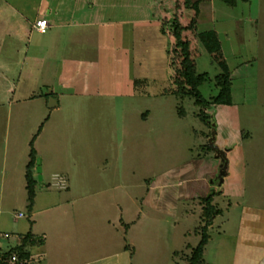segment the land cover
<instances>
[{
	"label": "crops",
	"instance_id": "obj_1",
	"mask_svg": "<svg viewBox=\"0 0 264 264\" xmlns=\"http://www.w3.org/2000/svg\"><path fill=\"white\" fill-rule=\"evenodd\" d=\"M143 1L140 4L139 0H71L66 11L60 9L62 4L59 2L54 9L59 8L60 11L58 9L52 18L49 6L38 4L33 17L27 18L11 3L0 0V15H15L13 18L10 15L7 22L9 31L0 30V106L16 108L14 114L8 111L7 120L10 117L18 121L26 119L32 125L29 132L16 130L12 140L7 129L4 133L0 130V199L3 190L5 193L7 188L9 191L16 189V181H6L3 168L8 162L17 161L20 164L25 151L29 148L30 152L31 142L35 163L38 158L44 171L50 166L44 152L39 151L38 144L42 140L47 148L45 126L51 114L60 109L64 97H70L77 104L87 99L111 104L116 98L123 103L131 98L113 95L112 82L106 78L104 80L103 73L112 72L108 63L113 53L122 52L129 63L140 67V53L144 55L152 45L163 50L169 43L178 73L174 79L178 81V86H187L185 80L181 79L184 67L174 35L176 23L168 14L172 10V3L177 0H152L150 7L156 6L159 12L153 19L146 16L147 7ZM2 2H5V6L1 7ZM200 2L195 4L196 14L199 13ZM207 3L211 4V1ZM182 8L178 10L176 19L181 29L179 40L187 44L190 57L192 37L189 34L193 36V32L188 28L185 30V22L191 21L195 14L187 15L188 10ZM41 19L47 21L48 27L43 32H37L32 26ZM4 20L7 21L0 18V22ZM32 31L37 34L29 43ZM23 39H26L27 46L22 51L18 49V41ZM24 62L28 64L25 73L21 69L25 66ZM20 81L27 82L21 89L18 87ZM146 82L133 81L136 90L131 92L132 95L141 93L137 89L146 88ZM165 93L180 96L189 91L176 89ZM149 115L150 112L146 111L144 120ZM88 133L91 134L80 129L62 131L59 128L52 134L57 137L58 147L64 145L65 138H73L75 150L86 151L90 144L87 148L84 146L82 135L88 136ZM210 147L226 162L221 184L215 179L222 163L219 156L210 153L198 155L177 169L156 176L140 198V206L134 208L136 213L132 219L127 214L130 201L134 198L129 186L121 179L117 178L108 188L89 190L84 187L72 193V187H69L72 185L70 167L58 161L59 170L49 172L50 181L46 187L51 185L50 182H55L58 192L64 193L59 194L55 201L47 199L52 195L44 194L46 199L39 208L35 193L30 210L32 224L25 228L13 245L4 242L9 239L8 234H0V253L19 246L21 238L29 234L30 239L25 245L29 253L27 264H156L155 258L158 260L159 257L154 256V249L152 254L140 252L145 244L140 239H143L142 234L147 235L145 224L148 223L161 229L169 225L171 248L166 256V264H192V251L201 239L192 245L191 236L200 235L204 226L201 220L202 205L197 199L215 193L212 205L219 214L207 228V242L198 262L194 264H264V207L242 203L245 198L242 189L232 194V187L226 183L233 172V165L226 160L231 149L222 152L219 149L222 150L223 146L214 148L211 144ZM23 163L26 168L27 163ZM75 165L79 168L81 164L76 161ZM6 183L8 187L3 186ZM24 189L27 193L26 181ZM22 218H25L22 213L15 216V220ZM195 222L197 228L193 231ZM215 228L223 230V235L226 231L231 233L233 244L228 252L224 250V236L221 233L213 238Z\"/></svg>",
	"mask_w": 264,
	"mask_h": 264
},
{
	"label": "rangeland",
	"instance_id": "obj_2",
	"mask_svg": "<svg viewBox=\"0 0 264 264\" xmlns=\"http://www.w3.org/2000/svg\"><path fill=\"white\" fill-rule=\"evenodd\" d=\"M3 1L11 3L18 12H24L23 15L27 18L33 17V11L38 4L42 7L49 6L52 18L58 12L59 8H54L59 2L62 4L60 9L66 11L71 0ZM142 1L139 0L140 4ZM210 1L211 4L207 3L209 0H177L172 3L171 12L167 11L176 24L178 10L182 7L188 10L187 15L195 14L191 21L185 22V30L188 28L193 32V36L189 34L192 37V72L189 75L195 81L196 91L201 94L206 104H196L192 96L180 98L165 93L176 89L189 92L192 90L190 86H178V81L174 79L178 73L169 43L163 50L152 45L144 55L140 53V67L132 65L131 61L129 63L122 52L113 53L108 63L112 72H104V80L106 78L112 82L113 95L131 98L125 99L123 103L116 98L111 104L88 99L77 104L68 96L62 99L60 109L51 114L45 126L47 148L42 140L38 144L39 151L44 152L50 166L44 171L37 158L32 169L36 180L37 208L44 203V194L52 195L47 199L55 201L59 194L64 193L58 192L55 182H50L51 185L46 187L50 181L48 175L59 170L57 162L60 161L70 167L72 185L69 187H72V193L84 187L89 190L108 188L117 178L121 179L129 186L130 194L134 198L130 201L127 214L132 219L136 213L134 210L140 206V198L156 176L177 169L191 158L203 156L205 153L219 156V162L223 163L222 156L212 150L211 144L214 148L223 146L222 150L219 149L222 152L231 149L226 160L233 165V172L226 183L232 187V194L242 189L243 194L245 193L242 203L264 207V0H229L233 3L232 6H226L219 0ZM143 2L147 7L146 16L152 19L157 17V7H150L152 0ZM199 2V13L196 14L194 5ZM4 3L2 2L1 7L5 6ZM206 4L209 5L208 8ZM10 15L1 13L0 18L7 21L4 20L5 25L0 22V30L9 31L7 22L9 23ZM13 16L11 15L12 18ZM184 18L188 19L187 16ZM210 30L216 32L220 42L219 53L213 55L208 54L197 41L200 33ZM36 34L32 31L29 43L36 38ZM26 46V39L18 41L19 50H25ZM179 54V58L183 59L182 52ZM24 65L21 67L23 73L28 67L27 62ZM135 80H146L147 86L137 89L141 93L132 95L131 92L136 90L132 84ZM26 84L27 82L20 81L19 89ZM8 111L14 114L16 108L0 106L2 133L7 129L12 140L16 130L23 133L31 130L32 125L26 119L18 121L10 117L7 120ZM146 111L150 115L144 120L143 114ZM181 112L183 115H180ZM73 114L83 116L74 118L71 116ZM59 128L62 131L80 129L90 132L88 136L82 135L84 146H90L86 151L75 150L73 138H65L64 145L58 147L57 137L52 133ZM28 153L29 148L20 164L17 161L8 162L2 171L6 181H16V189L9 191L7 188L5 193L3 190L0 199V234L6 233L10 236L8 240H4L9 245L16 243L25 228L32 224L24 189L23 162L25 165L28 162ZM76 161L81 164L79 168L74 166ZM3 186L8 187V184ZM19 213L25 215V218L15 220ZM145 225L148 231L147 235H140L143 238L140 240L145 242L140 252L152 254L154 249V256L159 257L158 260L155 258V263L166 264V256L171 248L169 225L162 226V229L148 223ZM194 228H197L196 222L192 227L193 231ZM220 233L223 235V230L215 228L213 238ZM230 234L226 231L222 237L224 250L227 252L233 244ZM201 238V234L196 237L192 234L191 244L194 245Z\"/></svg>",
	"mask_w": 264,
	"mask_h": 264
},
{
	"label": "trees",
	"instance_id": "obj_3",
	"mask_svg": "<svg viewBox=\"0 0 264 264\" xmlns=\"http://www.w3.org/2000/svg\"><path fill=\"white\" fill-rule=\"evenodd\" d=\"M223 2L226 6H232L233 3H230L229 0H219ZM196 8V5H194V9ZM180 26L175 24L174 27V35L176 39L178 40L179 47L181 48V52L183 54V60L182 63L184 65V70L181 73L182 78L185 80L187 86L192 87L191 92L189 93H182V95L186 96H192L195 98L196 104H206L205 101L202 100L201 94L196 91V84L195 81H193L192 77H190L189 73L191 71V61L189 57L188 47L185 42H181L179 40L180 37ZM199 42L202 44L203 48L206 50V52L210 55L219 53L220 51V42L218 40V37L214 31H208L203 32L198 35ZM197 83V82H196ZM208 123V122H207ZM209 125V124H208ZM35 165V152L32 147V142L30 143V152H29V162L26 165L25 168V181H26V190H27V208L31 210V207L34 203V197H35V180L32 177V169ZM215 193H211L210 195L204 197V198H198L197 200L202 205V214H201V220L204 224V226L201 228V235L202 238L198 245L193 249L192 251V257H191V263H197L204 245L207 242V228L212 224L213 219L215 216L219 214V211L215 208V206L212 205V199L214 197ZM30 239V235L27 234L20 240V245L8 250L3 254V256H8L11 254H16L18 259L24 260L29 258V253L25 249L26 242Z\"/></svg>",
	"mask_w": 264,
	"mask_h": 264
},
{
	"label": "built area",
	"instance_id": "obj_4",
	"mask_svg": "<svg viewBox=\"0 0 264 264\" xmlns=\"http://www.w3.org/2000/svg\"><path fill=\"white\" fill-rule=\"evenodd\" d=\"M33 29L37 32H43L47 29V21L46 20H37L33 24ZM18 217H22V215H19ZM4 253H0V264H27L28 259L19 260L16 254H11L8 256H3Z\"/></svg>",
	"mask_w": 264,
	"mask_h": 264
},
{
	"label": "water",
	"instance_id": "obj_5",
	"mask_svg": "<svg viewBox=\"0 0 264 264\" xmlns=\"http://www.w3.org/2000/svg\"><path fill=\"white\" fill-rule=\"evenodd\" d=\"M225 169H226V162L223 160V163L219 166V171H218V175H217V179H218L220 184L222 183L223 177L225 176Z\"/></svg>",
	"mask_w": 264,
	"mask_h": 264
}]
</instances>
